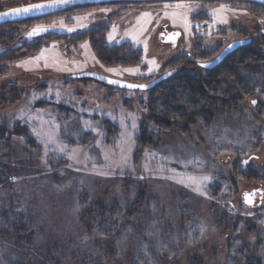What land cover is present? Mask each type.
<instances>
[{
	"label": "rangeland",
	"instance_id": "rangeland-1",
	"mask_svg": "<svg viewBox=\"0 0 264 264\" xmlns=\"http://www.w3.org/2000/svg\"><path fill=\"white\" fill-rule=\"evenodd\" d=\"M42 1L47 0H0V11ZM261 21L264 6L248 1L161 0L75 5L2 26L0 103H7L0 105V264H235L239 252L228 250L237 232L242 237L237 242L249 251L257 245L256 255L264 264L258 220L242 231V223L235 221L233 228L222 217H252L264 206V179L258 173L264 168ZM37 27L47 31L29 36ZM164 30L180 36L164 42ZM245 38H252L249 46L260 52L254 59L229 61L227 56L211 69L218 81L213 89L221 92L214 98L207 95L204 106L209 110H199L196 120L168 116L165 123L161 113L157 121L148 113V90L75 78L92 72L143 84L172 68L175 75H206L197 62H207L227 43ZM100 44L113 47L115 55L105 57L109 52ZM150 60L156 64L149 65ZM156 95L162 108L164 100ZM130 113L136 117L134 130ZM122 116L126 128L121 127ZM141 127L153 139L137 152ZM34 128L58 137L69 151H80L75 159L46 153ZM127 133L131 141L123 138ZM146 150L156 157L146 159ZM251 154L257 157L243 167L240 161ZM122 156L127 164L117 167ZM161 156L174 162L161 161ZM194 157L203 163L183 166ZM161 163L185 175H211L204 189L208 198L178 183L179 176L165 178L174 174L161 172L156 167ZM218 176L231 187V197H223L227 187L209 191ZM251 190H261L262 196L247 206L242 193Z\"/></svg>",
	"mask_w": 264,
	"mask_h": 264
},
{
	"label": "trees",
	"instance_id": "trees-1",
	"mask_svg": "<svg viewBox=\"0 0 264 264\" xmlns=\"http://www.w3.org/2000/svg\"><path fill=\"white\" fill-rule=\"evenodd\" d=\"M40 18H42V17H40ZM28 20H32V19H28ZM25 21H27V20H25ZM8 24L9 23L0 24V28L2 26H7ZM249 39H250V43H251L253 39L252 38H249ZM92 43H94V42H92ZM249 44L246 46H241V48H239L238 50H235L234 52L230 53L228 55V57L230 56L229 61H231L233 59L237 60L240 56H241V59L245 58V57L253 58V59L256 58L260 51H259V49L252 48L251 46H249ZM100 45L101 46H99V47H102L103 49H105L106 52H109V55H107V53H105V55H104L105 57H108V56L113 57L115 55V53H110L114 49L113 47L110 48V47H107L106 45H103V44H100ZM1 55L2 54H0V60H2V57H3ZM172 69H175V68H172ZM172 69H170V70H172ZM215 71H216L215 69L210 70V71H208V73L206 75H197L196 76V75L187 74V73L175 75L177 72V70H176V72L173 76L169 77L165 81L161 82L160 84L154 86L152 89L148 90L149 91V102H148L147 108H148L149 115L157 121H158V118L161 117L160 115H162V114H165L166 118L168 116H171L172 119L177 118L180 120H184V119H188V120L195 119L196 120L197 117L201 114V111H199V110L202 109L203 111H205V109H206V111H207V109H208L206 106H204V102H205L204 100L207 98V95H209L210 98H214L215 95L217 96L216 93H218V95H219L220 94L219 92H221L219 90L216 91L213 89V86L218 84V81L214 80L215 74H216ZM203 76L205 78H203ZM11 88L12 89H9V90L11 92H14V88L13 87H11ZM0 89H2V88H0ZM20 90L21 89H19V91ZM207 90L211 91L210 93L212 95H210ZM156 94L161 95V99L164 100V104H161L162 108H159V105H160L159 100L155 99ZM11 96L13 97L15 95L11 94L10 97ZM10 97H8V98H10ZM202 102H203V105H202ZM5 103H7L6 100L5 101L3 100L0 103V105L5 106L6 105ZM197 107H199L200 109H198ZM59 108L66 110V109H64L65 107L60 106ZM157 108H158L159 113H157L158 112ZM166 118L164 119L165 120L164 122L168 123V118L167 119ZM159 122H161V120H159ZM143 128L144 127L140 128L141 129L140 132L135 137V141L137 143V149L135 151H137V152L144 150L147 146H150L152 144L153 137L150 136L151 133L148 131H144ZM15 130H16V128H15ZM1 131L6 132L5 129H2ZM12 132L14 133V132H18V131L12 130ZM0 134H3V132ZM260 170L261 171H258V173L259 172L261 173L260 176H262L260 178L264 179V175L262 174V172H264V168H261ZM216 179H217V181L211 186V189H209V191L214 192V193H218L221 190H223V187L224 188L227 187L226 192L223 193L224 194L223 197H231L233 195V193L231 192L232 191L231 187H229L228 184H227V186H224V184H223V183H225V178L218 176ZM228 180H230V181L232 180V182H233V179L231 177ZM220 181H222V182H220ZM218 203H222L221 198L219 199ZM227 208H228V210H230L229 207H227ZM101 212L102 211H100V213ZM222 217H223V219H226L229 222L232 221L233 222V228H234V226H236V222L242 223L243 224L242 231L246 230L245 228H247L248 224H250L251 222L253 223V221H255V219L258 220V222L262 228H261V231L259 233V239H258L257 244H258V246H261V244L262 245L264 244V223H262V222H264V206L261 207L260 209H258L255 216L253 215L252 217L246 216V215L245 216L241 215V217L240 216H234V215L229 216L227 213L223 214ZM229 229H231V228L229 227ZM248 230L252 231V227L248 228ZM234 236L235 237H233V240H235V244H234V241L233 242L231 241V237H230L229 250L228 251L231 255L233 254V253H231V251L239 252L240 257H236L237 254L235 255V257L237 258L236 259L237 262H235V264H260V260L257 257L256 251H255L258 248V247H256L257 245L254 246V249H252V251H249V250H251L249 247H245L241 243L237 242V240L239 241L242 238L240 236V234H238V232H237V234H234ZM234 245H236V247ZM230 262H232V261H230Z\"/></svg>",
	"mask_w": 264,
	"mask_h": 264
},
{
	"label": "snow or ice",
	"instance_id": "snow-or-ice-1",
	"mask_svg": "<svg viewBox=\"0 0 264 264\" xmlns=\"http://www.w3.org/2000/svg\"><path fill=\"white\" fill-rule=\"evenodd\" d=\"M67 2H68V0H53V2L47 3V4L41 3V4H32V5H29L27 7H17L15 9L11 10V11H7V12H4V13L0 14V19H3L5 17L27 16V15L32 14L33 12H42L46 8L59 7L60 5H62L64 3H67ZM168 7H172V5L165 4V8L167 9ZM175 7L176 8H184V7H187V5L176 4ZM165 15H168V13L165 12ZM213 15H216V14L213 13ZM143 16H149V13H144ZM77 19H81V18H77ZM184 20H185V26L187 27V16L186 15L184 16ZM221 22L226 23V20H223L221 18ZM261 23H264V21H261ZM60 24H61V27H63V21H61ZM53 27H55V24H53ZM45 31H47L46 28L37 27V28L33 29V31L29 34V36L38 35L39 33L45 32ZM67 31L71 32V31H73V29L69 28V29H67ZM113 31H115V29H113ZM112 39H113V36L110 34L109 35V40H112ZM133 41H135V37H133ZM84 47H86V45H84ZM146 50H147V45L145 43V51ZM37 59H39V57ZM147 63L149 65H155L156 61L155 60H150V61H147ZM201 66L202 67H206L207 65H201ZM106 71L113 72L115 70L114 69H106ZM126 71L132 73V72L138 71V69H126ZM151 71H152V68L150 67L149 68V72H151ZM170 74L171 73H169V75ZM99 79H104V77H99ZM108 83L115 84V83H118V81L109 80ZM121 87H127V88H130V89H132V88L144 89L147 86L144 85V84H140V85L127 84V85H121ZM56 96H57V102H59L60 93L57 92ZM256 103H257L256 100L252 101L253 105H256ZM97 107H99V105H97ZM22 116H23V113L21 114V118H22ZM31 118H33V117L30 116V119ZM129 118H131V120H132L131 128L134 130L137 127L136 122H135L136 121V117L133 116L130 113L129 114ZM124 119H125V117L122 116L121 117V127L122 128H126L127 127V125H125L123 123ZM42 123H43V121H42ZM85 124H86L87 127H91V123L90 122L85 121ZM56 127L58 128L59 125H56ZM93 130L95 131V129H93ZM33 131L35 132L37 137H39L41 139V142H42V144L44 146V149H45L46 153L50 150V151H53V152H56V153H61V154L67 155L69 159H75L77 153L80 151L78 148H72L69 151L67 144L61 143L59 141L58 137H55V136L51 135L50 133H44L42 131V129L41 130H37V129L34 128ZM123 138L127 139L128 141H131L132 140V134L131 133H127V135L125 137H123ZM229 143H231V141H229ZM50 145L52 146L51 148L49 147ZM156 155L157 154L155 152H148L147 150L145 151L146 159L149 158V157L154 159L156 157ZM86 159H87V157H86ZM105 159L107 160V156L105 157ZM127 160H128L127 157L122 156V159L118 163H116V166L120 167V166L126 165L127 164ZM160 160L161 161L167 160L169 162H174V158L173 157L161 156ZM202 163H203V161H201L198 157H194L193 160H191V161L183 162V166L187 167L189 164H197V165H199V164H202ZM243 164L247 165L248 164V160L243 161ZM93 167H95V165H93ZM156 167L161 172L167 170V171L172 172L174 174L173 176L165 177V178L173 179V178L179 176L181 178L177 180L178 183L184 184L186 187H191L193 191H195L198 194L208 198L207 193L204 191V189L208 186V183L211 180V175H204V176H200V177L185 175V174H182V173H177L174 168L165 169L163 163L156 165ZM146 168H147V165H146ZM77 170H79V169H77ZM245 201L247 203H251V199L249 198V196L247 194L245 195ZM262 223H264V222H262ZM199 230H200V233L203 234V232L205 230L204 226L201 225Z\"/></svg>",
	"mask_w": 264,
	"mask_h": 264
},
{
	"label": "water",
	"instance_id": "water-1",
	"mask_svg": "<svg viewBox=\"0 0 264 264\" xmlns=\"http://www.w3.org/2000/svg\"><path fill=\"white\" fill-rule=\"evenodd\" d=\"M116 1L148 2V1H161V0H68L67 3L62 4L59 7L46 8L42 12H33L30 15L20 16V17H5L3 19H0V24L21 22V21H25V20H28V19H35V18L48 16V15H51V14L62 12L66 8L71 7V6H75V5L101 4V3L116 2ZM239 1H248V2H252V3H256V4L264 6V0H239ZM51 2H53V0H47V1H42V2H34V3H29V4H25V5H21V6L11 7V8H8V9L4 10V11H0V14H2L4 12H7V11H11V10H13V9H15L17 7H27V6L32 5V4H41V3L47 4V3H51ZM249 43H250V39L249 38L233 40V41L229 42L228 44H226L223 47V49L213 59H211V60H209L207 62H199L198 65L200 67H202L201 65H207L206 67H202V68L209 69V70L213 69L214 67L219 65L230 53H232L233 51L237 50L241 46L248 45ZM175 72H176L175 69L168 70L167 72L161 74L160 76H158L157 78L153 79L152 81H150L148 83H143L144 85L147 86L144 89H140V88H132V89H130V88H127V87H121V85H127V84H136V85H140V84L125 82V81H121V80H117V79H113V78H108L106 76H103V75H100V74H96V73H92V72H86V73L78 74V75L75 76V78L93 79V80H95L97 82H102V83H105V84H108V85H112V86H116V87L123 88V89H128V90H149V89L153 88L154 86L158 85L159 83H161V82L165 81L166 79H168ZM169 73H171V74L169 75ZM99 77H104V79H99ZM109 80L118 81V83L110 84V83H108ZM245 160H248V159L242 160L241 161V165H244L243 161H245ZM246 194L251 199V203H247L245 201V195ZM256 196H258V198H261L262 191L258 190V194H257L256 190H251L249 192H246L245 194H243V203L245 205H247V206H251L253 204L254 199H255Z\"/></svg>",
	"mask_w": 264,
	"mask_h": 264
},
{
	"label": "flooded vegetation",
	"instance_id": "flooded-vegetation-1",
	"mask_svg": "<svg viewBox=\"0 0 264 264\" xmlns=\"http://www.w3.org/2000/svg\"><path fill=\"white\" fill-rule=\"evenodd\" d=\"M166 31L164 30L163 32H161V37L164 39L163 41L164 42H170V41H177V39L179 38V36H180V33H178V32H175V33H172V32H168V33H165ZM177 33H178V35H177ZM228 44V43H227ZM223 49V48H222ZM215 57V56H214ZM213 57V58H214ZM212 58V59H213ZM198 63L199 62H197V65H198ZM199 66V65H198ZM200 67V66H199ZM207 71H209V69H206ZM211 70V69H210ZM257 156L256 155H253V154H251V155H249L247 158H244V159H248V164H249V162H250V160H251V158H256ZM244 159H242V160H244ZM241 160V161H242ZM241 161H240V164H241ZM247 164V165H248ZM243 167H245L246 165H242ZM246 192V191H245ZM242 199H243V193H242ZM257 201V197L255 198V200H254V202H253V204L252 205H256V202Z\"/></svg>",
	"mask_w": 264,
	"mask_h": 264
},
{
	"label": "bare ground",
	"instance_id": "bare-ground-1",
	"mask_svg": "<svg viewBox=\"0 0 264 264\" xmlns=\"http://www.w3.org/2000/svg\"><path fill=\"white\" fill-rule=\"evenodd\" d=\"M177 1V0H176ZM179 1V0H178ZM9 8H11V7H9ZM234 52V51H233Z\"/></svg>",
	"mask_w": 264,
	"mask_h": 264
}]
</instances>
